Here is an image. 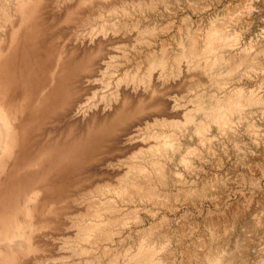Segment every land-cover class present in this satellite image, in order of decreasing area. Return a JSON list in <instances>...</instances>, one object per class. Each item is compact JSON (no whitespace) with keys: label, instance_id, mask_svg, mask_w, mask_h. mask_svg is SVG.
<instances>
[{"label":"rangeland","instance_id":"374dc122","mask_svg":"<svg viewBox=\"0 0 264 264\" xmlns=\"http://www.w3.org/2000/svg\"><path fill=\"white\" fill-rule=\"evenodd\" d=\"M53 1H31L30 13H27L28 18H25L13 50L0 59L3 77L11 79L6 89L10 99H22L31 90L30 96H33L35 88L48 87L52 60L55 59L59 69L56 76L61 83L60 108L48 109L49 124L52 126L56 123L53 128L60 140L75 137L76 147L79 143V158L75 166L71 167L67 161H63L60 170L46 179L43 201L47 225L44 235L38 238L43 250L29 255L27 264H85L87 261L89 264H105L98 259L104 250H110L111 254H118L120 258L124 253L133 256L143 245L157 249V264H197L194 260L197 255H189L197 246L200 248L196 252L200 254L206 251L220 252L228 264H264V55L260 54L264 49V0H159L161 4L158 0H90L88 16L70 18L64 14L58 15L51 7ZM150 1L154 7L151 12L143 9L141 13L133 8L137 3L147 6L146 3ZM46 3H49V8H45ZM108 7L117 10L126 7L130 10L128 16L123 15L125 17L120 14L111 16ZM138 20L142 25L136 28L134 25ZM114 21L131 27L127 29L125 37L116 38L111 44L106 34L110 32L109 23ZM152 26L156 27L157 35L152 45L147 47L143 42L148 39ZM211 27L219 28L230 39L234 36L239 38L234 48L224 51L226 55L235 58L247 55L256 57L260 62V67L241 69L240 74L232 76L223 91H240L244 96H249L260 88L258 96L262 105L254 107L253 114L246 121L238 122L233 132L218 133L213 130L211 134L214 139L209 143H200L195 137L179 140V143H175L179 144L180 149L169 159H157L160 163L164 161L162 164L170 172L168 176L171 182L160 187L164 194L161 198L163 203L121 202L107 193L93 195L102 203L114 201L118 206V211L108 217L127 219L138 212L142 224L136 225L128 219V225L120 227L121 233L114 242L97 244L86 257L72 255L68 248L74 234L70 228L71 222L84 210L70 204L71 196L74 197L78 191L92 193L94 187L97 190L116 185L127 166L139 163L138 155L146 148L141 149L123 141L125 134L135 128L133 126L139 123L137 126L145 128L143 125L146 124L152 129L149 128L148 133L154 130L150 134L162 132L165 136L172 131L159 130L152 124L153 117L148 114L149 108L160 99L159 91L150 100L146 97L138 101L137 96L133 97L122 109L114 113L106 111V117L97 114L87 118V125L86 122L76 123L70 112H64L68 82L75 86L76 98L84 97V100L88 99L96 106L107 105L106 98L115 89L113 83L124 73L132 75L138 71L139 76L144 74L148 53L159 57L161 46H165L171 59L182 48L189 34L195 32L201 38ZM84 34L96 37L93 36L95 42L87 51L79 45ZM69 37L79 39L73 58L68 50L71 47L67 41ZM110 60L116 64L113 83L109 81L107 69ZM170 65L173 67L171 60L165 73H169ZM241 73H244L243 77ZM172 80L162 83L161 88L163 92L166 91L164 88L167 89L169 97L182 101L192 99L197 94L221 95L223 92L210 88L206 79L192 80L179 88L174 86L176 83L173 84ZM154 83L157 84L156 80ZM159 83L157 85L161 89ZM122 87L125 88L124 84ZM128 88L130 90V86ZM31 101L27 100L28 107H31ZM146 114L148 117H144ZM38 120L29 128L31 131L27 140L30 141L23 146L25 154L30 152L31 138L41 127ZM135 120L137 122L134 123ZM50 204L54 205L51 211ZM167 206L171 207V211ZM210 221L216 224L217 230L211 228ZM118 263L121 264V259Z\"/></svg>","mask_w":264,"mask_h":264},{"label":"bare ground","instance_id":"6f19581e","mask_svg":"<svg viewBox=\"0 0 264 264\" xmlns=\"http://www.w3.org/2000/svg\"><path fill=\"white\" fill-rule=\"evenodd\" d=\"M31 1L0 0V59L13 50L18 33L21 31L25 18L28 16L27 13H30ZM147 3V6H145L141 5L142 3L136 4L134 2L136 5L133 8H137L141 13L143 9L151 12L154 9L153 4L151 1L149 4ZM48 4L46 3L45 8L50 7V5L48 7ZM50 4L58 15L64 14L65 17L69 18L76 16L85 17L90 13V0H54ZM126 7H119V10L115 7H112V9L108 7L109 15L117 16L120 14L128 16L130 8L128 10ZM163 7L165 8V6ZM135 23L134 26L136 28L142 25L140 20ZM109 24H111L110 28L108 27L110 32H107L106 38L111 44L116 38L125 37L127 29L131 27L121 21H114ZM155 31L156 27L152 26L148 32V39L143 42V45L147 47L152 45L157 35ZM93 36L84 34L83 38L81 36L79 45L85 50L89 49L95 42ZM78 40L74 37L67 39L71 46L68 49L71 58L75 55V45ZM238 40L239 38L235 36L232 39L226 37L219 28L216 29L215 27H211L201 38L193 32L187 36L185 43H182V48L171 59V56L169 57L164 48L165 46H161V55L159 57L153 53L147 54V67L143 75L139 76L137 70V73H132V75L129 72L124 73L115 83H113L114 73H116L113 72L114 68H116L114 66L115 63H113L115 61L110 60L107 66L110 76L109 81L115 85V89L106 98L107 105H99L101 108L98 105L96 106V104L90 103L88 99L84 100V97L76 98L74 95L75 86L70 81L68 82L66 90L68 99L64 105V112H70L72 114L71 118L76 123L82 124L88 121L87 118L97 114H104L106 117V111L114 113L118 109H122L126 102L136 96L138 101L146 97L149 100L153 99L156 92L159 91L160 99L153 107L149 108L148 114L153 117L152 124L158 127L159 130L168 129L172 131L167 136L162 132L156 133L157 135L150 134L154 131H151V126H145V124L143 125L145 128H143L137 126L139 123H136L137 125L133 126L135 128H131L130 131L128 130L129 133L125 134L123 141L141 149L146 148L145 151H141V155H138L140 156L139 163H132L127 166L125 172L121 173V177H118L119 181H117L116 185L113 184V186H108L107 188L105 186L104 188H96L97 190L94 187V192L92 191V193L83 191L86 193L84 194L78 191L74 197L73 195L71 196L70 204H75L82 211L84 210L83 214L79 213L77 219L71 222L70 228L74 230V234L73 242L71 241L72 243L70 244L71 247L68 248L72 255L86 257L90 255L91 250L97 244L114 242L115 238L121 233L120 227L128 225V219L132 220L136 225L142 224L138 212L132 213L133 215H129L130 218L126 217L127 219L124 217L119 219L108 217L109 214L118 211V206L114 201L102 203L93 198V195L107 193L121 202L136 200L152 201L157 204L163 203L161 198H163L164 194L161 193L160 187L166 186L171 182L168 176L170 172H167L166 166L162 164L164 161L160 163L157 159H169L171 154L180 149L179 144L175 143L179 140L185 141L195 137L200 143H209L214 139L211 134L213 130L218 133L233 132L238 122L246 121L253 114L254 107L262 105L260 96H258L260 88L256 89L257 91L254 90L256 94L249 96H244V93L242 94L240 91L234 93L223 91L227 81L235 74H240L241 69L253 70L260 67V62L256 57L244 55L243 57L235 58L225 54L224 51L234 48L233 46L239 43ZM260 54L264 55V49L261 50ZM53 57L54 55H52ZM170 60L173 62V67L170 65V69L168 68L169 73H165ZM52 61L54 62H52L53 68L50 73L49 86L46 88L42 86L39 89L37 87L33 90V96H30L31 90L24 94L22 99L9 98L7 90L10 84L8 82L11 79L8 80L3 77L2 64H0V264H27L29 255H36V252L43 250L38 238L44 235L43 232L47 225L45 202L43 201L45 189H47L44 187L46 179L60 170L63 161H67L71 167H74L79 158V143L76 147L75 137H66L60 140L56 134V129L53 128L56 123L54 122L52 126L49 124L48 109H51V107L59 109L61 96L59 91L61 86L60 78L56 76V72L59 70L58 64L55 59ZM241 76L243 77L244 73H241ZM168 79H173V84L176 83L174 86L178 88L192 80L202 81L206 79V83H209L210 88L223 92L221 95L214 93L208 95L197 94L192 99L182 101L173 96L169 97L165 88L164 91H166L163 92L162 83H167ZM155 80L157 84L158 82L161 83H159L161 89L154 83ZM122 84H124L125 88H121ZM168 84L170 85V83ZM128 86H130V90H127L129 89ZM48 88L49 91L47 92ZM167 88L170 89L168 86ZM30 99L32 100L29 103L31 107H28L27 100ZM262 109L264 111V108ZM144 117H148V115ZM37 119H39L38 124L41 127L37 134L31 138L30 152L25 154L23 146L29 140H27L28 133L31 131H29V128L36 123ZM136 120L134 123L137 122ZM149 128L151 132L149 131L148 133ZM66 134L64 135L66 136ZM152 142H154L153 145L151 144ZM113 168L116 169V167ZM113 168L110 167V169ZM120 168L118 167L117 170H120ZM80 184H82V181ZM53 208L54 205L50 204L49 211ZM167 208L171 211L170 206H167ZM84 218L87 220L83 221ZM209 225H212V229H216V224L213 225V222L210 221ZM198 247L200 248V246ZM197 248L192 249V254H189L197 255L194 257L197 264H228L224 255L220 252L207 253L206 251V253L200 254V252H196ZM109 251L104 250L98 259L105 264H119V259H121V264L158 263L156 257L158 251L154 247H144L143 245L138 248L133 256H127L128 254L124 253L120 258L118 254L116 256V254H111ZM85 264H89V261Z\"/></svg>","mask_w":264,"mask_h":264}]
</instances>
